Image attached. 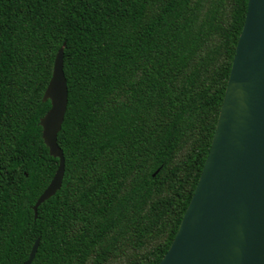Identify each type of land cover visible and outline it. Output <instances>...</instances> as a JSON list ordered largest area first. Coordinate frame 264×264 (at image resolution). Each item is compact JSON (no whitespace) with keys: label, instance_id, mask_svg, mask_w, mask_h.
<instances>
[{"label":"trees","instance_id":"16d2710c","mask_svg":"<svg viewBox=\"0 0 264 264\" xmlns=\"http://www.w3.org/2000/svg\"><path fill=\"white\" fill-rule=\"evenodd\" d=\"M247 0H0V264H157L209 149ZM62 46L60 188L38 120Z\"/></svg>","mask_w":264,"mask_h":264},{"label":"water","instance_id":"95a60500","mask_svg":"<svg viewBox=\"0 0 264 264\" xmlns=\"http://www.w3.org/2000/svg\"><path fill=\"white\" fill-rule=\"evenodd\" d=\"M40 138L57 167L37 207L60 188L56 142L66 108L62 46L41 102ZM38 239L23 264H30ZM157 264H264V0H247L208 152L175 234Z\"/></svg>","mask_w":264,"mask_h":264}]
</instances>
